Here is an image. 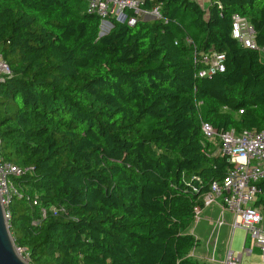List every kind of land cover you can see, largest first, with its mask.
Returning a JSON list of instances; mask_svg holds the SVG:
<instances>
[{
    "label": "trees",
    "instance_id": "trees-1",
    "mask_svg": "<svg viewBox=\"0 0 264 264\" xmlns=\"http://www.w3.org/2000/svg\"><path fill=\"white\" fill-rule=\"evenodd\" d=\"M87 7L0 0L12 69L1 152L23 168L6 207L16 246L30 264H210L190 255L200 239L188 230L231 164L204 146L202 122L264 129L261 50L233 36L239 14L264 47V0H147L161 18L114 20L103 35ZM211 50L225 70L203 75ZM255 204L264 214V192Z\"/></svg>",
    "mask_w": 264,
    "mask_h": 264
},
{
    "label": "built area",
    "instance_id": "built-area-1",
    "mask_svg": "<svg viewBox=\"0 0 264 264\" xmlns=\"http://www.w3.org/2000/svg\"><path fill=\"white\" fill-rule=\"evenodd\" d=\"M146 1L88 0L87 11L99 15L102 18V26H107L114 20L127 21L130 25H135L141 18H161L160 8L146 9L144 7ZM233 19V36L245 46L258 48L264 52V47H259L255 41L256 30L253 24L239 14H235ZM199 60L207 67L202 72L203 75L225 70L226 55L222 52L211 50L201 54ZM10 75H12L11 66L0 52V81H5ZM202 131L204 146L209 142H216L221 154L231 164L224 183L213 182L210 191L205 194L204 206L220 201L225 209L236 215L237 224L245 228L248 238H251L264 253V217L255 204L258 195L264 192L261 183L264 181V129L219 132L211 123L203 121ZM1 146L0 138V195L6 208L13 192H16L9 178L13 174H21L23 168L4 161ZM34 203L37 204V201ZM7 216L9 217L8 213ZM17 250L28 261V253L24 255L25 249L17 247ZM246 251L235 252L230 249L223 264H242Z\"/></svg>",
    "mask_w": 264,
    "mask_h": 264
},
{
    "label": "crops",
    "instance_id": "crops-1",
    "mask_svg": "<svg viewBox=\"0 0 264 264\" xmlns=\"http://www.w3.org/2000/svg\"><path fill=\"white\" fill-rule=\"evenodd\" d=\"M219 209H221V211L223 212L228 211L223 207L220 201H217L209 206H204L203 209H199L195 222L191 225V227L188 230L189 233H192L197 238H199L200 235H203V234L205 235V233L208 231L207 233L210 239V243L213 242L212 243L213 252L211 256L210 254H205L204 252L198 251V249L196 248L192 250L190 255L199 261H206L210 264H215V263L223 264L226 253L230 249H232V241H233L235 229L239 227V225L236 222L237 221L236 218H235V221H233V223L228 222L225 219L220 220V221L218 219L217 221V216L216 217L214 216V211L216 210L219 211ZM231 228H232V237H231L229 246H226L225 244L223 248L218 246L221 234L227 235L228 230ZM255 248H257V250L259 251L260 253L259 255L253 253ZM244 250H247V251L250 250V252L248 253L246 251L245 255L247 254V256H253V260H252L253 262H251V264H264V253L261 251L259 246H257V244L251 238H248L247 235H245L242 250L239 252H242Z\"/></svg>",
    "mask_w": 264,
    "mask_h": 264
},
{
    "label": "rangeland",
    "instance_id": "rangeland-1",
    "mask_svg": "<svg viewBox=\"0 0 264 264\" xmlns=\"http://www.w3.org/2000/svg\"><path fill=\"white\" fill-rule=\"evenodd\" d=\"M198 1H199L200 5L204 8L207 7V4L209 2V0H198ZM147 18H152V17H147ZM112 26H113L112 22L108 23L107 26L106 25L101 26V33L108 32ZM261 58L264 61V52L262 50H261ZM214 216L215 217L217 216V221H218V219H219V221L225 219L231 223H233V221H235V218H236L235 217L236 215L233 212H231L229 210L223 212V211H221V209H219V211L218 210L214 211ZM263 217H264V214H263ZM207 232L205 233V235L204 234L200 235V237H199L200 244H199V246L196 247V249H198V251H200V252H204L205 254H210V256H211V254L213 252V244H212L213 242L210 243V239L208 237ZM245 235H246V230L244 229V227L239 226L235 229L233 241H232V250L233 251L239 252L242 250ZM231 237H232V228L228 230L227 235L221 234L218 246H220L222 248H223L224 244L226 246H229V243L231 241ZM253 253L258 254V255L260 254L259 251L257 250V248L254 249ZM252 260H253V256H247V254H246V255H244V259H243L242 264H251V262H253Z\"/></svg>",
    "mask_w": 264,
    "mask_h": 264
},
{
    "label": "water",
    "instance_id": "water-1",
    "mask_svg": "<svg viewBox=\"0 0 264 264\" xmlns=\"http://www.w3.org/2000/svg\"><path fill=\"white\" fill-rule=\"evenodd\" d=\"M104 33H101L103 35ZM0 264H30L17 250L11 234L6 208L0 195Z\"/></svg>",
    "mask_w": 264,
    "mask_h": 264
}]
</instances>
